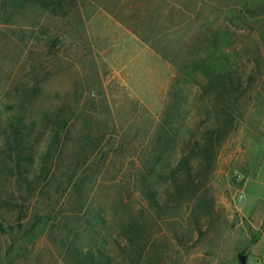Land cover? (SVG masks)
Returning a JSON list of instances; mask_svg holds the SVG:
<instances>
[{"label": "rangeland", "instance_id": "rangeland-1", "mask_svg": "<svg viewBox=\"0 0 264 264\" xmlns=\"http://www.w3.org/2000/svg\"><path fill=\"white\" fill-rule=\"evenodd\" d=\"M22 1L0 0V147L13 114L29 128L48 117L33 136L38 169L65 108L76 111L69 135L100 145L77 190L63 171L0 198V264H76L72 248L87 246L124 264H264V0ZM208 57L211 77H179ZM225 109L233 128L206 174L197 139ZM174 111L177 138L164 142ZM183 141L189 175L175 173Z\"/></svg>", "mask_w": 264, "mask_h": 264}, {"label": "trees", "instance_id": "trees-1", "mask_svg": "<svg viewBox=\"0 0 264 264\" xmlns=\"http://www.w3.org/2000/svg\"><path fill=\"white\" fill-rule=\"evenodd\" d=\"M13 1L15 4H22L23 2L22 0ZM51 2L57 5L59 10L64 9V4L62 5V2L59 0H33L32 3L36 7L47 9ZM54 44H56V41ZM195 61L189 60L183 65H180L179 77L182 78V80L191 78L194 72L199 71L197 69H200L202 73L209 75V77L212 76V59L208 57L204 60H200V62H198L197 59ZM214 77H216L214 81L217 90L221 97H225L228 92L227 84H231L229 74L222 72ZM28 85H30V82H28L27 86ZM28 88L26 95H30L31 92L36 91L35 86ZM18 105H21V101L18 102ZM66 110H69V112L66 113ZM75 114L76 111L65 108L61 115L55 119L53 122L54 126L49 129L50 136L46 145V150L44 151V156H41V166L34 171L32 170L34 169L36 160L35 147L36 145L38 146L41 141L39 138L33 139L34 132L40 126L45 125L44 123L48 121L49 118L45 117L42 121L43 123L33 122L30 126L31 128L25 124L24 117L19 113L13 114L8 118L7 130L4 132L5 140L2 143L3 146L0 147V198L8 199L9 202H11L14 201L15 196L22 198L24 194H34L37 189L40 188V185H42L43 181L41 180L45 179L50 182L51 178L55 179L56 175L63 171L66 172L64 175L69 183L74 181L73 190H77L78 183L82 178L87 173H91V171L95 170V166L90 164L89 161L98 150L100 142L99 144L95 143L96 140L91 135L77 138H72L69 135L70 130L67 128H69V123L72 119L76 118ZM175 114L174 111L171 115L165 116V119L161 121V133H158V137L164 142H169L177 138V134L171 131L172 124L176 120ZM220 117L224 118V121L221 122V125H216L212 132L208 133L210 134V138L197 139L196 147L197 151L200 152L197 155L201 156L200 160H196L198 167L192 164L196 155L189 154L190 152L188 151L189 141L191 138L193 139V137L190 135L188 142H181L183 156L175 168L176 174H180V172L187 169V175H189L192 171V165L198 170L206 171V174L212 171L219 149L233 128L231 111L227 109L223 110L219 118ZM2 128L3 127H0V129ZM69 143H73L74 145L72 150L68 148ZM88 164H90V166ZM84 166H89L90 171L84 170ZM79 171H81L80 174ZM177 184L178 183H176L175 186H177ZM43 192L44 190H42V193ZM7 205L10 206V204ZM19 205L20 204H17L15 207L12 206V209H19L21 213L23 206ZM137 229V232L142 234V226L141 228L138 226ZM72 256L76 264H124L122 260H117L116 255L106 252V250L102 248L95 249L91 246L72 248Z\"/></svg>", "mask_w": 264, "mask_h": 264}, {"label": "water", "instance_id": "water-1", "mask_svg": "<svg viewBox=\"0 0 264 264\" xmlns=\"http://www.w3.org/2000/svg\"><path fill=\"white\" fill-rule=\"evenodd\" d=\"M241 263L246 264V259L244 257L241 258Z\"/></svg>", "mask_w": 264, "mask_h": 264}, {"label": "built area", "instance_id": "built-area-1", "mask_svg": "<svg viewBox=\"0 0 264 264\" xmlns=\"http://www.w3.org/2000/svg\"><path fill=\"white\" fill-rule=\"evenodd\" d=\"M239 199H240V200L242 199V196H241V195L239 196Z\"/></svg>", "mask_w": 264, "mask_h": 264}]
</instances>
